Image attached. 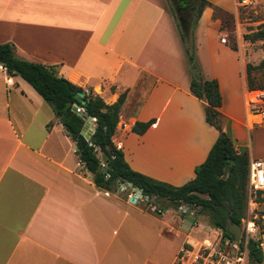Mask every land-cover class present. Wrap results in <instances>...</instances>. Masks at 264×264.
Listing matches in <instances>:
<instances>
[{
	"label": "crops",
	"instance_id": "0c3cea01",
	"mask_svg": "<svg viewBox=\"0 0 264 264\" xmlns=\"http://www.w3.org/2000/svg\"><path fill=\"white\" fill-rule=\"evenodd\" d=\"M170 1L0 0V44H12L20 59L53 66L108 105L124 94L113 145L133 171L180 187L194 178L219 131L205 120L206 102L190 91L180 37L187 26L178 18V30ZM206 1L191 33L201 77L218 84L222 128L236 151L249 163L264 160V126L245 109L241 54L220 42L213 19L214 8L229 5ZM138 123L149 126L137 134ZM76 149L42 97L20 76L0 71V264H158L162 218L96 188ZM255 216L264 255V202ZM179 218L178 229H187L186 214ZM164 225L183 234L172 264L188 237ZM147 237L154 241L149 255Z\"/></svg>",
	"mask_w": 264,
	"mask_h": 264
},
{
	"label": "trees",
	"instance_id": "16d2710c",
	"mask_svg": "<svg viewBox=\"0 0 264 264\" xmlns=\"http://www.w3.org/2000/svg\"><path fill=\"white\" fill-rule=\"evenodd\" d=\"M199 6L196 22L203 9L210 4L206 0H195ZM194 23V25L196 24ZM252 39L262 38L264 33H257ZM181 40L190 65V91L198 99L206 102L204 109L206 122L219 131V137L210 149L206 160L194 170V178L180 187L153 180L133 171L123 158L120 150L113 145L119 112L125 95L119 96L114 104H106L99 96L70 83L56 74L53 66L20 59L15 54L12 44H0V66L8 74L18 75L27 82L46 102L63 126L67 136L76 145V154L80 163L92 175L94 186L102 191L114 193L119 186L131 185L138 188L142 196L148 199L165 200L170 206H189L197 208L208 217L212 227L220 229L223 236L227 234L226 220L241 224L247 207V182L249 159L245 152H237L229 136L223 131L225 120L219 109L222 98L218 84L214 80H203L194 57L193 38L189 45L182 33ZM264 68V59L257 67L247 65L245 82L247 89L261 88L255 85L252 72ZM83 93L85 105L75 99L77 93ZM83 107L85 114L95 119V126L89 143L82 147L78 135L84 125L82 115H78L73 106ZM149 123H138L133 127L137 134L143 133ZM101 154L102 157H99ZM231 238V237H230ZM243 247V244L240 245ZM249 264H264L261 240L249 239L246 243Z\"/></svg>",
	"mask_w": 264,
	"mask_h": 264
},
{
	"label": "rangeland",
	"instance_id": "374dc122",
	"mask_svg": "<svg viewBox=\"0 0 264 264\" xmlns=\"http://www.w3.org/2000/svg\"><path fill=\"white\" fill-rule=\"evenodd\" d=\"M184 1H186L184 4V8L186 10L180 15H177L176 13V5L173 0H171L168 5L174 18L176 19L179 31H182V29L178 18H183V24L187 26L185 29L186 33L183 35L186 42L190 45L192 43V27L196 22L199 6L195 4V0ZM246 1L247 3H243V0H225L226 6L229 5V9L223 10L220 8H214L213 10V19L218 20L219 29L222 32L223 38L226 40V44H228L233 50L239 51L241 54L244 65V75L247 65L257 67L264 59V36H260L262 38L259 39H252L254 35L259 36L257 33H264V0ZM188 8H191V10H188ZM251 75L255 85H264V68L254 70ZM94 126L95 124L93 122V127ZM99 157H102L101 154H99ZM247 192L248 182L246 196ZM113 194L126 200L133 194H136V190L128 185L123 186V188L119 186ZM136 204L144 211L151 213L154 216H158V219L162 218V222L158 220V264H170L174 253L178 249L179 242L183 238V234L176 237L174 233L169 232L168 228L164 225L169 223L171 227L178 229L175 220L180 219L179 216L186 214L187 222L184 224L186 226L188 225V227L187 229L179 228L178 230L180 232L184 231L185 233H183L187 234L188 238L202 241L204 239H212L215 237V230L217 229L211 226L209 218L201 214L197 208L191 209L189 206L184 205L187 211L186 213H181L177 208L170 206L165 200H158L154 198L146 200V197H143L142 194L138 197ZM150 205L155 208L150 209ZM157 209H160V214L156 212ZM247 209L248 205L245 213ZM172 218H174V222H172ZM191 221H193V224H188ZM256 222L257 224L259 223L258 220H256ZM193 226L198 227L196 228ZM147 228L149 230L154 229L149 225H147ZM147 238L148 244L146 253L149 255L153 251L152 246L154 241L151 237ZM126 243L128 250L134 253L133 251L137 247L131 242L127 241ZM143 255L144 254H142L141 251L137 257Z\"/></svg>",
	"mask_w": 264,
	"mask_h": 264
},
{
	"label": "built area",
	"instance_id": "2783aa9c",
	"mask_svg": "<svg viewBox=\"0 0 264 264\" xmlns=\"http://www.w3.org/2000/svg\"><path fill=\"white\" fill-rule=\"evenodd\" d=\"M243 3H247V1L243 0ZM220 42L225 44V38L222 37ZM0 71L8 74L7 69L3 66H0ZM85 93L89 94V91L85 90ZM244 103L247 114L252 118V123L254 125L264 126V89H247L244 93ZM74 111L78 115L85 114L83 107L77 106ZM92 122H95L94 118H92ZM115 148L119 150L120 145H115ZM80 164L83 166L82 163ZM120 187L123 188V185ZM105 193L108 195L110 192L106 191ZM134 195L129 198L133 199ZM137 201L138 198L135 200V203ZM263 202L264 160H252L249 163L248 171V209L241 219L240 243L236 244L232 238L223 236L220 229L215 230V237L212 239L197 241L187 238L184 245L176 254L172 264H249L246 243L249 239H258L257 236L260 230L256 222L255 209ZM149 207L150 209L155 208L151 205ZM177 209L181 213H186L187 211L185 206H179ZM156 212L158 214L161 213L160 209H157ZM241 244H243V247L240 246Z\"/></svg>",
	"mask_w": 264,
	"mask_h": 264
},
{
	"label": "water",
	"instance_id": "95a60500",
	"mask_svg": "<svg viewBox=\"0 0 264 264\" xmlns=\"http://www.w3.org/2000/svg\"><path fill=\"white\" fill-rule=\"evenodd\" d=\"M186 33V32H185ZM84 94L83 93H77L75 95V99L80 102L82 105H85V101L83 100ZM77 107V105H74L73 110ZM84 120V125L78 135V140L81 143L82 147H85L88 142L90 141L91 135L93 133L94 128L92 127V118L86 114L82 115ZM129 187H131L130 184H128ZM136 190V194L134 195V198H128V202L135 203V200L141 196L142 191L138 188H134ZM227 225V234L232 238L234 243L239 244L241 241V227L240 225L233 223L229 218L226 220Z\"/></svg>",
	"mask_w": 264,
	"mask_h": 264
},
{
	"label": "flooded vegetation",
	"instance_id": "af4514ba",
	"mask_svg": "<svg viewBox=\"0 0 264 264\" xmlns=\"http://www.w3.org/2000/svg\"><path fill=\"white\" fill-rule=\"evenodd\" d=\"M173 2L176 5V11H177L176 13H177V15H180L181 13H183L186 10L184 8V4H185L186 1H184V0H182V1H180V0H173ZM188 10H191V8H188ZM180 19H182V21H183V18H180Z\"/></svg>",
	"mask_w": 264,
	"mask_h": 264
}]
</instances>
